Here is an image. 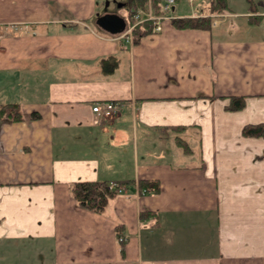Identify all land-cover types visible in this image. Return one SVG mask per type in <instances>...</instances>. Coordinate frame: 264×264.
<instances>
[{
    "label": "crops",
    "instance_id": "1",
    "mask_svg": "<svg viewBox=\"0 0 264 264\" xmlns=\"http://www.w3.org/2000/svg\"><path fill=\"white\" fill-rule=\"evenodd\" d=\"M247 2L128 43L96 0H0V105L21 115L0 114V264H264V135L242 133L264 123V9ZM77 180L123 192L92 210Z\"/></svg>",
    "mask_w": 264,
    "mask_h": 264
},
{
    "label": "trees",
    "instance_id": "2",
    "mask_svg": "<svg viewBox=\"0 0 264 264\" xmlns=\"http://www.w3.org/2000/svg\"><path fill=\"white\" fill-rule=\"evenodd\" d=\"M174 4L178 0H174ZM250 1V0H249ZM127 10L126 17L129 18L131 13L136 11V8H145L148 0H126ZM209 13L198 16H177L170 19V23L177 28H202L209 29L211 27L212 14L228 12L226 0H208ZM163 0H150L152 4V12L154 15L161 14ZM153 27L152 20H143L134 26L132 30L133 43H138L140 39L151 33ZM106 59V58H104ZM104 67H108L105 60L102 63ZM229 102L225 105L228 110L241 109L245 105L244 95H228ZM13 114L14 117L20 118V113L16 104H1L0 114ZM31 115H37L32 112ZM10 116V115H9ZM242 133L247 136H263L264 123H248L242 127ZM130 180H125L122 183H129ZM120 183V182H119ZM110 182L107 180H77L72 183L71 189L76 200L84 207L100 211L104 208L109 197L116 193L114 188L109 187ZM139 188L145 192L157 193L160 188L158 180L141 179L138 182ZM141 214H145L142 212Z\"/></svg>",
    "mask_w": 264,
    "mask_h": 264
},
{
    "label": "built area",
    "instance_id": "3",
    "mask_svg": "<svg viewBox=\"0 0 264 264\" xmlns=\"http://www.w3.org/2000/svg\"><path fill=\"white\" fill-rule=\"evenodd\" d=\"M190 3H192L194 0H188ZM150 2V0H148ZM174 0H163L162 3V10L163 12L161 14L154 15L151 10L144 11L143 9H138L131 13L127 25L124 29V31L118 35L119 37H122L127 41L128 43H131L133 41V35L132 30L135 25L142 22L143 20H152L153 27L152 32H158L161 30L162 22L168 21L169 19L173 18L172 16L168 15V13L171 11L172 5L174 4ZM6 28H16V25L13 23L5 24ZM2 32L0 31V38L2 36ZM92 111L97 115V117H104L109 118L117 114L119 110V103L114 100H107L103 103H94L91 106ZM110 188H115L117 192L123 191L122 186L117 182H112L109 185ZM119 240H122V236H119Z\"/></svg>",
    "mask_w": 264,
    "mask_h": 264
},
{
    "label": "rangeland",
    "instance_id": "4",
    "mask_svg": "<svg viewBox=\"0 0 264 264\" xmlns=\"http://www.w3.org/2000/svg\"><path fill=\"white\" fill-rule=\"evenodd\" d=\"M119 1L121 2L124 1L125 4H127L126 0H96L97 10H98V11L96 10V13L97 12L103 13L106 11H113V10H117L120 13H124L127 10V5H123L122 3L120 6H117V2ZM247 1L248 0H226V3H227V7L229 10H234L238 12L242 10V8L244 7L246 3L248 4ZM252 1H255L256 4L258 3V0H252ZM261 2H262L263 7H259V8L264 9V0H261ZM174 5H175L174 10L168 13V15L170 16L179 15V14L189 15V14H192L193 10L198 11V12H203V11H206L207 9L209 10L208 0H194L192 4H190L188 0H178L176 1ZM152 7H153L152 4H150V2H147L145 8L138 7L136 8V10L143 9L144 11L151 10L152 12ZM262 18L263 20H262L261 26L263 30L259 31V33H261V35H264V15ZM92 19L93 18H91V20Z\"/></svg>",
    "mask_w": 264,
    "mask_h": 264
},
{
    "label": "water",
    "instance_id": "5",
    "mask_svg": "<svg viewBox=\"0 0 264 264\" xmlns=\"http://www.w3.org/2000/svg\"><path fill=\"white\" fill-rule=\"evenodd\" d=\"M123 2H117V6H120ZM95 23L101 28L111 32L119 33L124 30L126 21L124 16L114 12L106 11L103 13H96Z\"/></svg>",
    "mask_w": 264,
    "mask_h": 264
},
{
    "label": "flooded vegetation",
    "instance_id": "6",
    "mask_svg": "<svg viewBox=\"0 0 264 264\" xmlns=\"http://www.w3.org/2000/svg\"><path fill=\"white\" fill-rule=\"evenodd\" d=\"M117 11V10H116Z\"/></svg>",
    "mask_w": 264,
    "mask_h": 264
}]
</instances>
